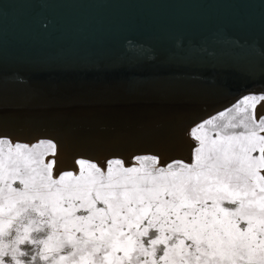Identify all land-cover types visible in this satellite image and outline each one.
I'll return each mask as SVG.
<instances>
[{
	"label": "snow or ice",
	"instance_id": "obj_1",
	"mask_svg": "<svg viewBox=\"0 0 264 264\" xmlns=\"http://www.w3.org/2000/svg\"><path fill=\"white\" fill-rule=\"evenodd\" d=\"M262 101L193 126L190 163L78 158L54 177L55 142L0 137V264H264Z\"/></svg>",
	"mask_w": 264,
	"mask_h": 264
},
{
	"label": "bare ground",
	"instance_id": "obj_2",
	"mask_svg": "<svg viewBox=\"0 0 264 264\" xmlns=\"http://www.w3.org/2000/svg\"><path fill=\"white\" fill-rule=\"evenodd\" d=\"M148 34L157 40L144 49L137 40H152ZM113 49L122 52L89 56ZM252 61L264 71V0H0V132L67 136L187 123L244 85ZM164 103L170 109L159 110ZM95 104L141 117L88 124L95 111L82 109ZM77 148L70 155L63 145L65 158H80H72Z\"/></svg>",
	"mask_w": 264,
	"mask_h": 264
},
{
	"label": "water",
	"instance_id": "obj_3",
	"mask_svg": "<svg viewBox=\"0 0 264 264\" xmlns=\"http://www.w3.org/2000/svg\"><path fill=\"white\" fill-rule=\"evenodd\" d=\"M145 37H152V40H145L144 37H140L137 40V43L139 42V45L144 48L148 49L151 46V41L155 42L157 40L156 35H151L148 34ZM122 51H117V50H110L102 53H97L93 55H89L91 57L94 56H106V55H116L121 53ZM26 61V60H24ZM252 64V69L245 75V81L247 82L236 88L234 92L229 93L227 95H222L221 98L224 97V100L217 103L214 106H209L206 108L201 109L199 114H197L193 120L185 123H180L176 124L177 121H164V122H144L141 123L140 126L137 128L134 127H128V125H122V126H115V127H107L102 129L98 128L96 129L97 133H76L78 132V129L75 131H71L74 133H67V136H58L56 135L53 131L49 133H41L38 132V134H34L30 137H24L22 134L21 135H10L5 132H0V136H8L14 139H19L22 141H31V139L35 138H50L54 141H56L59 145L61 144L62 146L65 145L67 142H78L81 146L77 148L76 154H73L72 158L74 156H80V158H86L90 160H94L97 156H119V153L126 152V151H135L139 152L140 150L144 148H149L151 147L152 149H156L159 147H162L164 145L163 143L168 142V141H173V137H175L173 134L177 131L178 138L181 137L182 131L185 130L186 127L189 125L193 124L194 122L200 120L201 117L213 113L214 111L222 108L226 103H229L240 96L244 94H248L249 92H260L264 93V83L262 81V76L261 73H264V71L260 70L262 65L256 66L255 63L252 61L250 62ZM60 68V67H58ZM25 69H36L38 70L39 67L34 68V67H27ZM89 74L92 73H82L80 75L83 76H89ZM44 75H49V72L47 71H42L41 74H39V77H46ZM60 75V76H59ZM59 77H65L67 75H73V73L62 75L59 74ZM93 75H97L96 73L93 72ZM5 82V80H4ZM6 85L4 87L0 86V90H5ZM151 123V124H150ZM73 126V125H72ZM115 128V129H114ZM47 130V129H45ZM48 131V130H47ZM168 131L166 134H160L161 132ZM158 134L159 138L158 140H152V135ZM164 137H162V136ZM180 135V137H179ZM177 138V139H178ZM176 139V140H177ZM174 140V141H176ZM154 145V146H153ZM167 145V144H166ZM165 145V146H166ZM164 147V146H163ZM179 157V156H178ZM175 158V157H174Z\"/></svg>",
	"mask_w": 264,
	"mask_h": 264
},
{
	"label": "rangeland",
	"instance_id": "obj_4",
	"mask_svg": "<svg viewBox=\"0 0 264 264\" xmlns=\"http://www.w3.org/2000/svg\"><path fill=\"white\" fill-rule=\"evenodd\" d=\"M249 94H256V95H259V94H264V93H260V92H249L248 94H244L242 96H240L239 98L229 102V103H226L222 108L214 111L213 113H210V114H207L203 117L200 118V120H198L197 122L193 123V125L191 126H188L185 128L184 131H182V135L180 137L181 141L180 140H176L174 143H171V141H168V142H165L167 143V145L165 143H163L164 145H162V147H159V148H156V149H152L151 147L149 148H144L142 150H140L139 152H135V151H126V152H122V157L121 156H111V157H107V158H101V159H98L97 161L95 160H90V159H86V158H83V159H86V160H89L90 162H95L97 163L100 167L102 168H105V162L109 159H113V158H118V159H121L123 162H124V166L125 167H128V166H132V161H133V157L135 156H138V155H155V156H158L160 158V165L163 166V165H166V163L170 162V161H173V160H182L184 162H188L190 163L191 160H192V149L193 147L195 146V144L197 142L193 141L188 133H189V130L195 126V125H198L201 121L203 120H206L214 115H216L217 113H219L220 111L222 110H225L227 108H229L230 106H232L233 104H235L241 97L243 96H246V95H249ZM191 99H184L183 103L185 102L186 104H189ZM165 103H168V102H165ZM165 103L163 105H165ZM181 104L182 106L179 107V105L176 107V110L177 111H180L181 108L183 107H186V104ZM98 105V106H97ZM102 104H95L89 108H86V109H82V110H86V111H89V110H92V111H95V113H93L90 117L91 118H88L89 121H88V124H92L90 123L95 121V122H103L107 119H109L110 117L113 118V117H119L121 116L119 119L120 122H130L131 119L132 120H138L140 119L139 117H141L140 115L141 114H136V113H131V114H127V113H121L119 111H116L118 108H112V105L111 106H107V107H102L101 106ZM168 104H166L165 106L161 107V108H158L159 110H166V109H170V108H166ZM118 105H116L117 107ZM149 107V106H148ZM133 108V107H132ZM143 108H146V107H143ZM142 108V109H143ZM95 109V110H94ZM111 109V110H110ZM130 109H131V106H130ZM134 109V108H133ZM153 111L155 110L156 111V108H152ZM98 110V111H97ZM105 110V111H104ZM136 110V109H135ZM133 110V111H135ZM148 110V109H146ZM151 110V109H150ZM176 110H174L173 112H175ZM127 111H130V110H127ZM132 111V109H131ZM138 111V110H136ZM140 111V110H139ZM98 112V113H97ZM102 112V113H100ZM172 112V114H173ZM118 113V114H117ZM69 114V113H68ZM99 114V115H98ZM108 115V116H107ZM114 115V116H112ZM117 115V116H116ZM256 116H257V119L260 118V116H264V101L260 102L259 105L257 106L256 108ZM97 117V118H96ZM98 119V120H96ZM115 119V118H114ZM123 119V120H122ZM118 120V121H119ZM122 120V121H121ZM117 123V122H116ZM181 123V122H180ZM188 128V129H187ZM187 129V130H186ZM184 133V134H183ZM261 134H264V133H261ZM184 136V137H183ZM0 137H8V136H0ZM10 138L13 142H16V141H20V142H24V143H28L29 145L33 144V143H36L42 139L44 140H51L53 142H55L57 148H56V154L55 156L49 154L45 157V162L47 163L48 161L52 160V159H55L56 161V165L54 167V170H53V174H54V177L55 176H58L60 174V172L62 171H65V170H73L75 172L78 173V166L75 164V159H72L70 160V155H72L73 151L77 148L78 145L72 143V144H68L66 143V147H67V151L69 154V156H67L68 160L65 158L66 154H64V150H63V146L61 147L56 141L50 139V138H45V137H41V138H35V139H31V141L27 142V141H22V140H19V139H14V138H11V137H8ZM153 140H156V139H153ZM158 140V139H157ZM183 141V142H182ZM166 145V146H165ZM154 146V145H153ZM164 146V147H163ZM62 149V150H61ZM149 149V150H148ZM186 150V151H185ZM70 151V152H69ZM147 151V152H145ZM148 151H152V152H148ZM144 152V153H142ZM63 153V154H62ZM129 153V154H128ZM187 154V155H184V154ZM254 155H258V153H254ZM179 156V157H178ZM175 157V158H174ZM70 160V161H69ZM65 162L67 164H65ZM136 166H139L138 164Z\"/></svg>",
	"mask_w": 264,
	"mask_h": 264
}]
</instances>
